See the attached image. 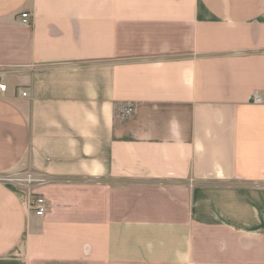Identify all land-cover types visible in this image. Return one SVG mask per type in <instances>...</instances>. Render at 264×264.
Returning a JSON list of instances; mask_svg holds the SVG:
<instances>
[{
  "label": "crops",
  "instance_id": "1",
  "mask_svg": "<svg viewBox=\"0 0 264 264\" xmlns=\"http://www.w3.org/2000/svg\"><path fill=\"white\" fill-rule=\"evenodd\" d=\"M0 66V264H264V0H0Z\"/></svg>",
  "mask_w": 264,
  "mask_h": 264
},
{
  "label": "built area",
  "instance_id": "2",
  "mask_svg": "<svg viewBox=\"0 0 264 264\" xmlns=\"http://www.w3.org/2000/svg\"><path fill=\"white\" fill-rule=\"evenodd\" d=\"M21 24L29 26L30 25V16L27 13H21L20 14ZM4 68L0 66V98L3 97L7 92V84L4 79ZM20 94L22 97L26 96V92L23 90L20 91ZM255 103H259V98H254ZM135 112V105L132 103H125L118 107L117 109V115L121 119H125L128 117H131ZM8 178V179H6ZM5 179H0V182L4 183L14 181L18 183L21 187L25 188L27 191H29L31 188H34L36 186H40L44 183V178L41 175L35 174L31 171L25 170L21 172L20 174L13 177L14 179H11L10 177H6ZM192 184V181L190 180L189 185ZM28 208L31 212L34 213L37 217H42L46 212V204L45 200L41 196H33L30 195L28 200Z\"/></svg>",
  "mask_w": 264,
  "mask_h": 264
},
{
  "label": "rangeland",
  "instance_id": "3",
  "mask_svg": "<svg viewBox=\"0 0 264 264\" xmlns=\"http://www.w3.org/2000/svg\"><path fill=\"white\" fill-rule=\"evenodd\" d=\"M5 82L7 83L6 78H5ZM23 171L22 170H19L17 172L10 173L8 175L0 176V179H5L6 177H10L11 179H14L13 177H15L16 175L20 174ZM6 179H8V178H6ZM4 183L9 184L10 186L14 187L18 191H24V190H26L25 188L21 187L18 183L14 182V181H11V182L4 181Z\"/></svg>",
  "mask_w": 264,
  "mask_h": 264
}]
</instances>
